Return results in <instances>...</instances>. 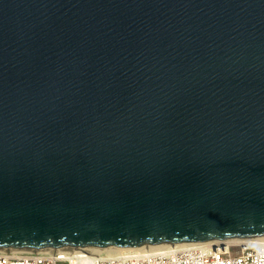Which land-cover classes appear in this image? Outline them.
I'll return each mask as SVG.
<instances>
[{
	"label": "water",
	"instance_id": "obj_1",
	"mask_svg": "<svg viewBox=\"0 0 264 264\" xmlns=\"http://www.w3.org/2000/svg\"><path fill=\"white\" fill-rule=\"evenodd\" d=\"M260 236L264 0H0V249Z\"/></svg>",
	"mask_w": 264,
	"mask_h": 264
},
{
	"label": "built area",
	"instance_id": "obj_2",
	"mask_svg": "<svg viewBox=\"0 0 264 264\" xmlns=\"http://www.w3.org/2000/svg\"><path fill=\"white\" fill-rule=\"evenodd\" d=\"M160 246L0 249V264H264V236L245 244L217 242L214 246L211 241H202Z\"/></svg>",
	"mask_w": 264,
	"mask_h": 264
},
{
	"label": "bare ground",
	"instance_id": "obj_3",
	"mask_svg": "<svg viewBox=\"0 0 264 264\" xmlns=\"http://www.w3.org/2000/svg\"><path fill=\"white\" fill-rule=\"evenodd\" d=\"M260 237H263V236H260ZM250 239H253V238H239V239H232V240H226L225 242L226 243H237V242H239V243H242V242H244V241H248V240H250ZM139 248H142V247H145V246H138ZM148 247H163V246H158V245H150V246H148ZM90 248H92V247H90ZM93 248H95V247H93ZM113 248H118V247H108V248H106V249H113ZM98 249H102V248H98Z\"/></svg>",
	"mask_w": 264,
	"mask_h": 264
},
{
	"label": "rangeland",
	"instance_id": "obj_4",
	"mask_svg": "<svg viewBox=\"0 0 264 264\" xmlns=\"http://www.w3.org/2000/svg\"><path fill=\"white\" fill-rule=\"evenodd\" d=\"M235 249L233 248V251H234Z\"/></svg>",
	"mask_w": 264,
	"mask_h": 264
}]
</instances>
